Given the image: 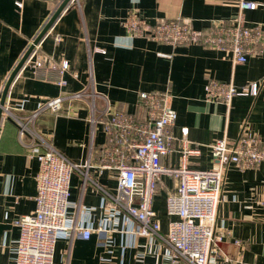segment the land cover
<instances>
[{"label":"crops","instance_id":"1","mask_svg":"<svg viewBox=\"0 0 264 264\" xmlns=\"http://www.w3.org/2000/svg\"><path fill=\"white\" fill-rule=\"evenodd\" d=\"M15 1L20 2V7L15 6ZM60 1L0 0V95L2 83ZM238 1H69L34 47L44 60L56 64L66 61L67 69L61 74L48 68L19 69L7 89L9 109L24 116L47 99L82 89L93 95L95 115L109 105L141 118L138 93L166 92L176 118L170 129V151L159 158L164 167L178 166L185 146L198 150L186 157L187 167L209 169L213 164L208 145L218 138L233 142L242 128L253 133L264 148V45L260 53L234 64L227 51L133 37L123 26L130 9L149 24L185 19L192 29L201 31H206L211 23L232 22L240 15L243 25L261 27L264 43V0H246L258 4L252 10H240ZM209 80L230 82L236 87L257 82L258 89L253 96H233L228 104L211 102L204 97V86ZM87 100L63 102L55 113L42 111L33 124L57 151L75 163H95L104 142L102 126L89 123L90 99ZM29 142L26 135L18 139L17 127L10 118L0 120V264L12 263L18 235L14 219L34 209L37 161L29 156ZM88 175L108 190L115 187L113 170L98 172L90 168ZM174 188L175 178L163 175L152 199L162 233L170 219L165 213V195ZM263 197L264 162L243 170L227 165L216 226L228 235L220 243L216 264H264V205L260 204ZM68 199L90 209L93 226L102 219L105 203L101 195L90 183L82 186L76 173L70 176ZM73 209L71 206L69 212ZM122 226L127 225L119 222L118 228ZM108 236L112 240L109 248L102 246ZM164 256V246L149 237L130 239L118 231L103 235L91 232L87 239L58 236L52 264L156 263Z\"/></svg>","mask_w":264,"mask_h":264},{"label":"built area","instance_id":"2","mask_svg":"<svg viewBox=\"0 0 264 264\" xmlns=\"http://www.w3.org/2000/svg\"><path fill=\"white\" fill-rule=\"evenodd\" d=\"M70 1L77 3V0ZM14 4L20 7L19 1ZM256 6L258 4L252 1H238L240 10H252ZM123 26L125 32L133 37L169 45L198 44L227 51L234 64L260 53L264 45L261 27L243 25L240 15L232 22L211 23L206 31H201L192 29L185 19L159 20L149 24L130 9ZM54 39L59 40V36L56 35ZM35 45H32L15 75L24 66L55 69L59 74L67 69L66 61L56 64L41 58L34 49ZM62 82L58 81V84ZM257 89V82L236 87L230 82L209 80L204 86V97L207 101L228 104L236 95H256ZM7 95L6 92L0 105V120L10 118L17 127L18 139L25 135L29 138V156L37 161L34 209L32 213L19 215L13 221L18 235L11 264H52L58 236L74 235L87 239L91 232L103 235L112 231L127 234L130 239L149 237L164 246V260L139 264H216L220 243L228 235L216 226V211L226 167L233 164L243 170L264 162V148L259 146V139L253 133L242 128L233 142L228 143L224 138L213 140L208 145L213 164L209 169L187 167L186 157L197 154L198 150L185 146L182 147L178 166L168 168L159 163V158L170 151L173 140L170 129L176 113L169 105L166 92L138 93L137 105L142 110L141 118L109 105L95 115L94 97L82 89L47 99L27 115L19 116L9 109ZM87 98L90 99L89 123L97 122L102 126L104 142L95 163L91 160L75 163L57 151L34 129L33 124L42 111L55 113L61 109L63 102ZM185 131L183 129L182 133ZM90 168L98 172L102 169L113 170L114 189L108 190L91 178L88 175ZM72 173L80 177L82 186L90 183L105 203L104 215L95 226L92 225L90 209L72 204L68 199ZM163 175L175 178L173 192L165 195V213L170 219L164 233L160 231L152 209L156 185ZM260 204L264 205V197ZM71 206H74L73 212H69ZM119 222L128 227L119 229ZM104 239L102 246L109 248L111 238L108 236ZM233 243L239 245L240 241L233 240Z\"/></svg>","mask_w":264,"mask_h":264},{"label":"water","instance_id":"3","mask_svg":"<svg viewBox=\"0 0 264 264\" xmlns=\"http://www.w3.org/2000/svg\"><path fill=\"white\" fill-rule=\"evenodd\" d=\"M70 0H61L57 7L54 9V11L51 13V15L48 17V19L46 20V22L43 24V26L41 27L40 31L37 33V35L34 37V39L31 41L30 45L26 48V50L24 51V53L22 54V56L20 57V59L18 60V62L16 63V65L14 66V68L12 69V71L10 72V74L8 75L5 84L3 85V88L1 90V95H0V105L3 103L8 86L13 78V76L15 75L16 71L18 70V68L20 67L22 61L24 60V58L27 56V54L29 53V51L32 48L33 44H36V42L39 40V38L45 33V31L50 27V25L52 24V22L54 21V19L57 17V15L61 12V10L64 9V7L66 6V4H68ZM1 112V110H0Z\"/></svg>","mask_w":264,"mask_h":264}]
</instances>
